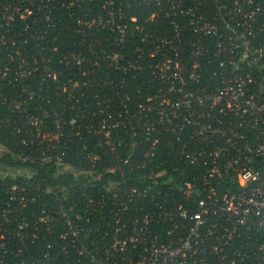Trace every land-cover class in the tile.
I'll list each match as a JSON object with an SVG mask.
<instances>
[{"label": "built area", "instance_id": "1", "mask_svg": "<svg viewBox=\"0 0 264 264\" xmlns=\"http://www.w3.org/2000/svg\"><path fill=\"white\" fill-rule=\"evenodd\" d=\"M79 1L0 0V84L8 86L0 107L25 124L15 127L21 162L69 170L60 165L67 135L59 122L50 136L26 110L36 91L47 103L48 94L74 99L68 126L87 119L74 134L83 124L101 136L114 163L102 175L78 173L93 177L78 181L67 205L52 189L7 182L0 167V264H264V0H86L94 6L77 28L113 38L86 36L83 56L49 35L52 3ZM134 4L152 6L148 19L163 33L127 40ZM89 84L113 97L83 96ZM122 134L142 158L112 150ZM157 146L173 148L181 172H140Z\"/></svg>", "mask_w": 264, "mask_h": 264}, {"label": "trees", "instance_id": "2", "mask_svg": "<svg viewBox=\"0 0 264 264\" xmlns=\"http://www.w3.org/2000/svg\"><path fill=\"white\" fill-rule=\"evenodd\" d=\"M94 2H87L86 0L79 1L78 3H74L72 5L67 6V8L59 7L57 4L52 3L54 6L51 12V19L54 21L53 28L49 33L50 37H55L56 46L60 49L68 50L76 54L79 52L81 56L83 54H87L86 43H83V39L87 36L86 31H81L76 26V19L83 17L82 14L85 10V13L88 8L94 6ZM154 12L152 6L149 5H132L129 6L125 11V22L128 23V34L125 38L129 40L130 38L136 39L141 38L142 33L155 31L156 35H160L164 31L163 23L156 22L154 20L148 19L149 15ZM94 11H89L87 15V19L93 17ZM129 18H134V22H130ZM86 19V17H84ZM141 30V31H140ZM88 36L86 38L89 39L90 43H108L110 38H113V35L106 29L98 30L88 29ZM47 35H45L46 37ZM44 37V38H45ZM107 40V41H106ZM137 40V39H136ZM81 43L83 45H81ZM80 44V47H79ZM125 47V46H124ZM21 52H24L23 48L20 49ZM27 53V52H25ZM23 53V54H25ZM100 72V69H97ZM96 73H98V71ZM87 80V78H82ZM87 92H83V96H87L88 93L97 92L102 96H108L110 98L113 97L106 90H101L94 84H89ZM0 89L2 92L7 91L8 86L4 83L0 84ZM47 99H49V103H47L46 98L42 92L34 91V95L30 100L26 102V110L27 112L33 110V115L37 119L42 120V124L39 126L41 128H45L46 131L53 135L55 131L54 124L55 122H59L61 129L64 134L67 135L63 139H60L58 142L64 141V152L65 157L60 162L61 166H68L69 170L62 172L59 167H57L53 161H46L37 159L34 162L25 161L21 162L17 159L18 151L23 147L19 143L21 139H23L21 134H15V127H21L23 131L26 129L24 127V123L22 122V117L19 120L15 119V114H10L7 112L5 107H0V145L5 148L7 152L0 154V167L5 169L6 172L10 170L21 171L20 175L11 177L6 174L5 179L7 182L13 181H22L25 179L27 182H31L33 184H38L40 188H49L57 193V197L61 199V203L63 205H67L71 199H74L77 192L78 185L81 184L78 182L81 179L92 178L93 176L87 175L82 176L78 173L86 172L88 170H94L102 175L107 167H110L114 163L113 155L111 154L108 148V145L104 143V139H102L99 135H92L87 133L82 125L77 131V135L75 126L79 125L82 121L87 123V119H80L77 117L76 125L72 127L68 126V121L74 117V112L69 110L71 105L74 104V99L70 101H65L63 98H56L53 94H48ZM85 117V116H84ZM4 123V125L2 124ZM30 130H34V127H29ZM121 134L123 132H117ZM121 142L111 140V147L116 153L120 154L121 157H126L131 152V157L134 160L138 157L137 155H141L139 157L142 158V150L141 146L133 145L128 142L127 136L121 135ZM57 142L56 140H52ZM46 142V141H44ZM43 142V143H44ZM16 143H18L16 145ZM42 143V147L45 150V146ZM31 148L32 145L30 146ZM131 150L130 152L128 150ZM140 150V151H139ZM136 157V158H135ZM94 158V159H93ZM146 164V168L141 170V173H146L145 175L153 177L157 175L156 179L161 178H172L176 173L181 172L179 170H175L176 165V155L174 154L173 148H163L162 146H157L156 151L153 156L144 158ZM138 162V161H137ZM94 165L93 168L90 166ZM127 170L125 168L122 169V173L124 175L123 178H132V175L127 174ZM119 172L113 171L111 173V178H117L115 175ZM184 174H188L189 170L186 169L183 172ZM74 174H78L75 176ZM159 174V176H158ZM103 177H107L104 175ZM134 177V176H133ZM144 178H147L146 176ZM57 187V189H56ZM60 188H64L65 191L60 193ZM74 188L76 191L74 192ZM72 189L71 191H69ZM56 197V198H57ZM65 198V199H62ZM56 204L55 202H51L48 205Z\"/></svg>", "mask_w": 264, "mask_h": 264}, {"label": "rangeland", "instance_id": "3", "mask_svg": "<svg viewBox=\"0 0 264 264\" xmlns=\"http://www.w3.org/2000/svg\"><path fill=\"white\" fill-rule=\"evenodd\" d=\"M21 173H22L21 171L18 172L16 170H10V171H7L6 173H4V175L8 174L11 177H14V176L20 175Z\"/></svg>", "mask_w": 264, "mask_h": 264}]
</instances>
